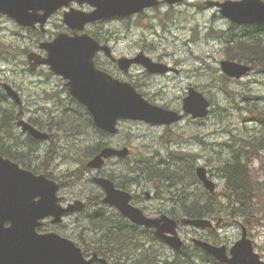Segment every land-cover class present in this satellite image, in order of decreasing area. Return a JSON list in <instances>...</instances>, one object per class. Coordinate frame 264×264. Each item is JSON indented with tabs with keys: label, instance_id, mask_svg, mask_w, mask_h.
Returning <instances> with one entry per match:
<instances>
[{
	"label": "rangeland",
	"instance_id": "obj_1",
	"mask_svg": "<svg viewBox=\"0 0 264 264\" xmlns=\"http://www.w3.org/2000/svg\"><path fill=\"white\" fill-rule=\"evenodd\" d=\"M204 1L206 0H187L182 5L175 6L172 9L162 7L160 11L152 10L148 13L146 19L145 17L135 18L131 26V28L133 27L132 30L131 28L128 30L129 24L122 22L107 25L110 26L109 29L115 32L112 44L116 47L118 53L131 54L142 47V44H145L149 49L151 48L149 50L151 54L161 53L164 55L165 53H171L172 57V54L177 55L176 59L186 60L183 62L185 65L181 67L185 72L180 77H172L170 81L169 79H151L146 77H139L136 80L142 92L155 99V102L171 107L178 106L183 89L190 84L205 90L213 101L212 113L203 124L187 119L180 124L172 126L170 130H166L163 127H151L141 122L129 121L121 125L122 131L119 136L110 138L114 140V143L127 142L129 144L132 152L130 155L131 160L135 159L137 162L150 163L155 169L164 167L176 179V184L171 186V182L166 178L157 179L155 182L150 181L148 178L138 175L137 167L131 166L132 164L129 163L127 178L134 180L133 177H136L135 180L138 183H133V189L138 193L140 192L138 196L143 207L146 203H148L146 204L147 207L153 203L145 198L147 192L157 196V192L162 188V192H160L162 194L159 198L165 204L158 201L157 204L150 205L149 211L155 213L159 212L158 209L160 208L165 211L167 208L165 205L172 203V199L176 198L173 192H177L179 187L185 188L186 183L193 184V188L190 191L195 190V193L201 199L205 198L203 186L198 184L196 189L194 186L196 179L190 176V173L194 172L192 163L195 165L199 161L202 162L201 164L205 163L215 175L219 192H217L218 194L215 196L213 204L222 209L226 202L221 195L223 179L220 178L218 169L230 157L234 149L243 145L242 138L247 139L246 143L250 147L249 165L255 169V177L259 180L257 182L258 187L261 186V180H264L262 162L260 158L258 159L259 155L262 156L264 154V124L260 121L252 120L255 119L252 117L253 114L258 110L264 111V107L258 102L250 103L242 98L245 95L247 97L258 96L261 98V102L264 103V72L261 70L259 74H251L241 80L226 82L219 75L221 72L215 74L211 69H208L210 67H219V62L214 59H221L219 53L221 43L210 37L209 34L213 30H217L219 33L221 30L228 31L230 23L222 18L215 9H201L199 4ZM160 21L169 23L167 29L171 30L172 34L166 35L163 32L164 28L159 25ZM0 24L1 28H3V31L0 32V42L3 44H5L4 41L13 42L15 45H19V35L18 31L15 30V26L4 19L0 21ZM152 27H155L156 31ZM192 28L194 29L193 33L196 41L190 49L189 46L184 45L183 40L192 34ZM159 34L162 35L163 39H161ZM178 36L181 40L176 39ZM22 65L24 64L22 63ZM7 66H11V71L7 72L8 75L13 76L22 84L25 83V86L29 88L32 95L30 100H27L30 102V104L27 103V106L33 109V83L31 81L33 77L30 76V72L27 71L25 73L23 66L16 67L14 63L9 65L8 62L0 57V69L8 68ZM138 71L141 70L135 69L134 72ZM47 98V95L42 96V99H40L42 104H48L45 101ZM5 105L8 106V104ZM55 132L62 131L55 130ZM75 140L82 142L87 148L90 143L88 136ZM87 148L82 147V145L73 146L72 142L67 146H52V152L57 151L58 154L62 157L65 156L64 158L68 160H58V165L54 172L60 174L63 171L75 168L77 164L82 169L81 163L85 153L88 151ZM193 154H197V158ZM173 155L181 156L183 160H177L172 157ZM126 165V163H119L113 160L107 165V169L116 167L117 170H123ZM88 178L89 176L86 179L83 178V181L72 185L70 189L65 191L64 195L69 198L75 197V195L85 198L87 194H97L99 190L94 187ZM177 179H184V182L182 183ZM68 192L73 194V196ZM143 196L145 199H143ZM254 205L258 209L248 222H244L240 217H232V211H229L228 215L221 212L218 215V217L223 218L221 229H219L221 230L220 233L215 230L207 232L206 235L214 234L218 239H222L221 242L231 244L240 238L241 227L244 225L247 227L249 237L254 241L255 250L264 259V203H258L257 199L255 201L253 199L252 206ZM83 216L88 217V213ZM77 218V215L65 218V223L58 228L65 235H69L72 240L74 239V241L80 238L77 222H86V219L78 221ZM70 222H76V224L69 225ZM183 231L184 235H187L193 229L183 228ZM91 235L96 236L95 233ZM84 236L89 238L86 234ZM158 247L160 249V245ZM198 264H202L200 259Z\"/></svg>",
	"mask_w": 264,
	"mask_h": 264
},
{
	"label": "water",
	"instance_id": "obj_2",
	"mask_svg": "<svg viewBox=\"0 0 264 264\" xmlns=\"http://www.w3.org/2000/svg\"><path fill=\"white\" fill-rule=\"evenodd\" d=\"M69 0H0V11L23 21L22 16L27 15L28 9H36L40 4L52 7V10L68 3ZM98 9L86 15L79 16L83 23L97 19L126 16L141 11L145 7L158 5V0H87ZM171 3L183 0H168ZM221 7V12L234 22L264 21V2L261 0H243L239 2L227 1L213 3ZM66 22L73 19L66 18ZM48 51V57L38 60V64L45 63L51 66L56 73L70 79L72 93L84 103L92 112L95 122L102 129L116 132L118 119H141L152 124H170L181 119L177 112L165 110L152 105L143 98L134 86L110 80L109 77L95 69L92 55L98 49L97 43L88 37H69L59 35L53 42L43 45ZM33 59V56H30ZM143 63L150 71H160L161 66L140 55L138 58L127 61ZM225 71L231 75L241 72L229 63H224ZM9 94L21 102L18 94L6 85ZM209 102L203 94L191 89L190 95L185 99V110L193 113L195 117H203L208 113ZM25 130H29L38 138L39 135L27 123L21 122ZM128 149L115 150L106 148L90 163L91 167H101L103 157L112 155L125 156ZM199 177L210 190L215 185L208 180L206 169L198 168ZM106 191L105 202L116 205L126 216L134 222L148 227L157 225L164 220L169 231H174L175 221L164 216L162 219H150L140 209L132 207L129 202L131 195L125 191L116 190L114 184L108 179H98ZM59 186L45 176H35L33 172L21 169L17 164L0 156V264H93V260H86L79 248L73 242L61 238L56 233L40 235L36 227L42 218L55 216L53 222H60L61 216L72 211V208L63 209L58 205L56 196ZM36 197H40L38 201ZM80 206L76 210H80ZM11 225L6 227L5 223ZM195 226L208 225L205 220H184ZM163 229L162 231H164ZM167 241L176 249L182 246L178 237L167 238ZM196 243L213 253L217 259L229 264H264L260 256L254 252L252 242L243 238L231 249L232 257H228L226 246L215 247L206 242L197 240Z\"/></svg>",
	"mask_w": 264,
	"mask_h": 264
},
{
	"label": "trees",
	"instance_id": "obj_3",
	"mask_svg": "<svg viewBox=\"0 0 264 264\" xmlns=\"http://www.w3.org/2000/svg\"><path fill=\"white\" fill-rule=\"evenodd\" d=\"M261 54L264 57V46L261 47ZM6 97L0 94V107L2 106L3 102L6 101ZM260 121L264 124V112L260 116ZM8 125V126H7ZM11 127L9 123L3 124L0 122V130L7 129ZM0 154L4 156H11L0 149ZM245 152L241 149L236 150L233 152L234 158L227 160L220 168L222 174L225 176L226 187L227 190L223 193L225 195V199L227 201V205L229 207V211H232L231 214H236L237 217H242L246 221L251 219L254 213L257 211V207L254 205L252 206V200L257 199L258 203H264V180L259 189H254L255 182L254 177L251 174L250 170L247 167V163L244 158L240 156H244ZM246 156V155H245ZM15 159L17 162L22 163L26 166V163L22 161V157H10ZM183 159L182 157H179ZM138 175H144V173H148L145 167L141 164L138 165ZM145 168V169H144ZM264 171V167H263ZM173 173V172H172ZM191 176V173H190ZM182 177V176H180ZM150 178L160 179L166 178L169 182H173L174 185L176 184V179L172 176L171 172L161 169L158 171L157 169H150ZM134 181H136V177H133ZM180 182H184V179H177ZM181 183V184H182ZM186 190H181L178 196V202L181 204L183 203V211L186 215L189 216H203L206 214V205L200 204V202L192 203L190 201L189 193ZM186 201V202H185ZM187 201H190L191 204L187 205ZM214 213L220 212L219 209L215 208L214 206ZM239 215V216H238ZM113 218V217H112ZM120 216L115 217V219H120ZM90 222H101L103 225H108L109 222L108 218L100 214V211L97 210L96 213L92 216ZM100 226V225H99ZM107 227L105 237H103L100 243L103 245L101 249H109L111 243L115 245V249L120 252H130L132 251L137 244L132 242L131 238V231L128 230L123 224H118L116 227L117 230L111 228L110 226ZM180 259V258H179ZM176 262V261H175ZM170 264V263H167ZM175 264H178L177 262Z\"/></svg>",
	"mask_w": 264,
	"mask_h": 264
},
{
	"label": "flooded vegetation",
	"instance_id": "obj_4",
	"mask_svg": "<svg viewBox=\"0 0 264 264\" xmlns=\"http://www.w3.org/2000/svg\"><path fill=\"white\" fill-rule=\"evenodd\" d=\"M74 6H77L76 8L78 9H81V10H84V11H91L92 10V7L87 5V4H83V5H79L77 2H73L71 7H74ZM175 6H172V7H168V9H172L174 8ZM152 9H149V10H146L142 13H139L137 15H133L131 17H128L127 19H122V21H128L129 22V28L128 30L131 28L132 24H133V20L135 18H144L145 19L148 17V13L151 11ZM62 14H63V10L61 11H58L55 15H53V17L47 22V29L46 30H43L41 29V27L39 25H37L36 27H22V26H18L19 29H22V30H25V31H28V32H31L33 33V31L36 33V34H39L40 38H41V41L42 39L44 40H47V39H51L53 37V35H49V31H51L52 28H59L61 26H63V29L60 30V31H65L71 35L75 34L76 30H70V28H67L63 23L62 21H60V19L62 20ZM3 16H0V19H2ZM172 21V20H170ZM115 22V21H113ZM116 22H119V21H116ZM173 22V21H172ZM105 22H95V23H91L89 25L86 26V29L85 31L87 33H89L90 35H93L96 39H98V41H101V44L103 45H109L110 48H111V51L117 55L118 57H123V56H134L136 53L133 52L131 54H128V55H125V54H122V53H118L116 51V47L112 44V41H113V37L111 35H106L105 33L102 32V26L105 25L103 24ZM137 25V23H136ZM160 26H162L164 28L163 32L167 35V34H172L171 30L167 29V26H169V23L167 22H164V21H160L159 23ZM237 28L239 29H245V27H251V26H236ZM133 28V27H132ZM131 28V30H132ZM152 29H155L152 28ZM232 29H235L233 25H231L230 27V30ZM130 30V31H131ZM194 29L192 28L191 29V32L192 34L186 38L184 41V45L185 46H189L190 49H191V46L192 44L196 41L195 40V35L193 33ZM229 31V30H228ZM227 31V32H228ZM241 34V33H240ZM42 35H44V37H42ZM161 39L162 38V35L159 34ZM178 40H181V38H179V36L176 38ZM25 41L27 43L30 44V49H33V36H28L27 38H25ZM40 41V42H41ZM179 42V41H178ZM39 45V44H38ZM38 49V48H37ZM139 51H143L145 53H148L150 55H152L156 60L157 62H161V63H164V64H167L168 66H170V70L169 72H167L166 74L164 75H151L149 73H147L145 70H141V71H138V72H134L135 71V68H143V67H140V66H133L129 72L125 73L124 71L120 70L119 66H118V63L112 59H110V57L104 52V51H99L97 52L96 54V57H95V61H96V64L97 66H99L101 69L105 70L106 72H108L109 74L113 75L114 77L116 78H119L123 81H136L138 80L139 77H145L147 75H150L152 78H163V79H166L168 78L169 80L172 79V76H177V77H180L185 71L179 67L181 66H184L185 64L179 60V59H176L174 57L171 56V53H165L164 55L163 54H151L149 50H151V48L149 49L145 44H142V47H140L138 49ZM41 53H44L43 50H40ZM156 55V56H154ZM216 62H221V60H218L217 58L214 59ZM247 62L249 63V65L252 67V71L250 74H256V73H260L261 70L260 69H257L261 64H260V60H247ZM182 63V64H181ZM45 68V67H44ZM40 69V68H39ZM211 71H213L215 74H219L221 71L219 70L218 67H210ZM210 73V72H209ZM7 74V72L5 70H0V79H2L3 81H9L11 80V84L16 88V89H20L22 90L23 87L20 86L17 81L15 79H12L11 77L9 76H5ZM221 76V73L219 74ZM176 77V78H177ZM223 77V75H222ZM59 79V78H57ZM37 84V82L35 83ZM56 88H58V85H56ZM188 88V87H187ZM187 88L183 89L181 95H180V105H182V99L185 97V95L187 94ZM18 89V90H19ZM19 90V91H20ZM65 88L64 87H61L60 88V91H64ZM176 107V106H175ZM34 112V110H33ZM26 115V113H25ZM41 128H43V126H40ZM65 189H63L64 191ZM64 198L66 199L67 197L64 196ZM67 203L70 201V198L66 199L65 200ZM209 219H211L213 221V226L208 230L210 232H213L215 230H217V227H220L221 225V222H214L215 220V217L214 216H211L209 215ZM53 225L52 222H46V225H45V229H48V228H51ZM181 226H179V230H180ZM182 231V230H181ZM196 233L197 232H201L199 230H195ZM208 231H206L205 233H207ZM183 233V232H182ZM184 235V233H183ZM211 235H214V234H211ZM191 235H189L188 237H190ZM186 240H188V238H186L185 236H183ZM171 252H166V254H170ZM97 264H100V263H97Z\"/></svg>",
	"mask_w": 264,
	"mask_h": 264
},
{
	"label": "bare ground",
	"instance_id": "obj_5",
	"mask_svg": "<svg viewBox=\"0 0 264 264\" xmlns=\"http://www.w3.org/2000/svg\"><path fill=\"white\" fill-rule=\"evenodd\" d=\"M255 105V104H254ZM158 154V153H157ZM160 157V156H159ZM160 164V163H159ZM177 169V168H176ZM165 191V190H164ZM156 192H157V189H156ZM178 192V191H177ZM170 194V193H169ZM186 202V201H185ZM181 204H183V203H181Z\"/></svg>",
	"mask_w": 264,
	"mask_h": 264
}]
</instances>
